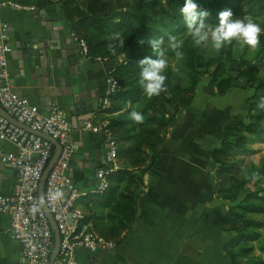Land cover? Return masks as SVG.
<instances>
[{
  "label": "crops",
  "instance_id": "obj_1",
  "mask_svg": "<svg viewBox=\"0 0 264 264\" xmlns=\"http://www.w3.org/2000/svg\"><path fill=\"white\" fill-rule=\"evenodd\" d=\"M79 1L86 11L102 14L145 0ZM21 4L1 9L11 45L10 81L44 114L55 105L64 109L77 146L69 172L80 194L91 191L97 184L96 171L104 163L106 140L102 132L84 129L83 124L87 119L101 121V100L111 93L109 72L126 51L104 59L84 56L61 0L44 5ZM237 91L245 104L244 91L233 86L220 95L232 93L230 96L237 98ZM202 98L207 100L208 96L197 90L189 106L171 119L158 159L144 173L137 211L123 239L111 250L79 252L80 264H231L241 259L222 249L233 234L219 227L229 200L214 191L216 179L209 156L221 142L224 123L241 115L228 116L231 111H227L212 122L205 121V111L200 109ZM18 150L16 142L0 139L3 193H12L17 175V168L5 156ZM11 226L12 215L0 212V264H27ZM254 254L259 255V251Z\"/></svg>",
  "mask_w": 264,
  "mask_h": 264
},
{
  "label": "trees",
  "instance_id": "obj_2",
  "mask_svg": "<svg viewBox=\"0 0 264 264\" xmlns=\"http://www.w3.org/2000/svg\"><path fill=\"white\" fill-rule=\"evenodd\" d=\"M24 4H48L55 0H16ZM234 3V7L244 14L264 18V0H222ZM201 11H207V24H218V13L205 0H195ZM185 0H145L131 7H115L112 10L93 14L86 11L79 0H61L65 14L70 19L73 31L87 43V54L101 59L114 57L124 51L125 56L109 74L118 88L109 93V104L98 110L101 120L116 139V157L120 167L106 173L105 189L91 190L75 199V204L84 212L83 220L90 222L98 233L118 244L131 226L138 205V195L144 187V173L159 156V146L170 125L171 119L187 108L195 96L199 80V67L213 65L210 80L223 94L232 85V77L225 74L226 63L221 57L207 56L202 47H195L188 36L181 39L184 53L180 59L182 76L173 77L166 72L167 91L149 99L139 84L141 67L139 61L145 57L156 58L150 45H140L138 40L149 39L148 35L168 38L185 30L179 9ZM115 33L125 38V47L117 48L112 55L107 45ZM147 36V37H144ZM260 92H253L246 98V104L253 110L248 120L233 116L222 127V139L210 152V161L215 176L214 191L217 196L229 200L226 212L219 220V227L232 230L233 234L223 244L222 249L237 259L231 264H264V240L258 246L262 253L254 255V244L261 236L264 219V163L249 171L244 170L242 158L237 155L249 151L246 147L249 136L245 132L258 130L264 118V109L258 107ZM257 101V102H256ZM137 104L136 107L134 105ZM171 107V110L169 109ZM136 110L141 112L144 123L137 124L126 116ZM252 181V185L247 183ZM245 190V191H244Z\"/></svg>",
  "mask_w": 264,
  "mask_h": 264
},
{
  "label": "built area",
  "instance_id": "obj_3",
  "mask_svg": "<svg viewBox=\"0 0 264 264\" xmlns=\"http://www.w3.org/2000/svg\"><path fill=\"white\" fill-rule=\"evenodd\" d=\"M23 5L14 0H0V139H8L19 145L17 152L10 151L5 158L17 168L12 193L0 189V212L12 215V234L22 246L27 264H50L55 249V228L41 203L40 187L44 170L56 152L52 138L61 145L60 153L51 167L45 185V202L60 232L59 251L54 264H80L79 252L85 250H111L115 243L96 232L89 222L83 220L84 212L75 204L80 188L69 172L76 144L71 136L69 118L59 105L44 114L41 107L14 88L10 81L7 24L1 21L3 6ZM80 51L87 54L86 40L73 31ZM110 91L118 88L113 76L108 77ZM109 101L101 100L104 106ZM84 129L102 132L106 140L104 163L96 171L97 184L93 190L101 191L107 186L106 173L120 167L116 157V139L107 120L97 123L87 119ZM63 198L51 199L55 192ZM39 209L36 211L34 209Z\"/></svg>",
  "mask_w": 264,
  "mask_h": 264
},
{
  "label": "rangeland",
  "instance_id": "obj_4",
  "mask_svg": "<svg viewBox=\"0 0 264 264\" xmlns=\"http://www.w3.org/2000/svg\"><path fill=\"white\" fill-rule=\"evenodd\" d=\"M205 1L209 5L214 6L219 11L224 10L225 8H230L234 13L235 18H251L253 21L258 23L262 29H264V18L250 14H244L234 7V3H226L222 0ZM186 30L187 29L185 27V30L177 35L178 39L181 40L188 36L191 40ZM151 37L157 36L148 35V38ZM260 40V46L256 50H251L247 46L241 47L236 42H233L232 45L225 46V48L218 53L212 50L210 47H202L207 56H218L225 61V74L230 75L233 80L231 87L233 86L235 90H243L245 99L249 96V94L253 92H260L261 97H259V99L257 100L258 103L261 101L262 98H264V34L261 35ZM165 42L167 43V39H165ZM166 55L169 61V67L167 69V72H170L171 76L173 77L182 76L183 66L180 59H178L175 56V53L172 52L170 49L167 50ZM212 68L213 65L201 66L199 67L198 73L199 80L196 92L198 90V94H205L208 96L207 100L205 98H202L200 100V109H203L205 111L204 120L212 122L218 119L219 117L227 114V111H234L232 114L230 112L228 116L237 113L238 115H241L245 120H248V115L253 112V110L250 109L248 104H243L242 98L240 96L241 92L237 91L240 92L238 95L239 97L237 98L231 97L230 95H232V93L228 95L226 94L227 96H221L217 92V87L214 82L210 80L209 74L211 73ZM204 101L205 103H203ZM136 106L137 104L134 105V107ZM169 109L171 110V107H169ZM129 114L130 112L126 113V116L129 117ZM224 118L226 117H223V119ZM257 128L258 130L255 132H245V134L249 136V141L246 144V147L249 148V151L245 152V154L237 155V158L243 159L244 170L246 172L254 167H260L261 164L264 163V118L259 122ZM252 181L253 180L248 182L247 185L251 186ZM261 185L264 187V179L261 181ZM251 216L255 218L264 219V216L260 214H252ZM260 230L262 232L260 238L252 242L255 247L258 246V244L262 240H264V228L262 227ZM258 251L259 250L257 247L254 248L253 254ZM259 254L262 253L259 251Z\"/></svg>",
  "mask_w": 264,
  "mask_h": 264
},
{
  "label": "clouds",
  "instance_id": "obj_5",
  "mask_svg": "<svg viewBox=\"0 0 264 264\" xmlns=\"http://www.w3.org/2000/svg\"><path fill=\"white\" fill-rule=\"evenodd\" d=\"M187 34L195 47L211 48L215 52H220L225 46L236 42L241 47L247 46L251 50H256L261 43L260 37L264 34V29L251 18H235L230 8H225L218 13V24L212 25L205 22L209 16L207 11H201L195 0H185L183 7L179 9ZM140 45L147 43L150 45L155 59L151 56L145 57L139 61L141 71L139 73V84L143 93L149 98L158 97L162 92L167 91L166 81L168 79L166 72L169 67L167 59V50L175 53L178 59H183L184 53L181 49L184 42L176 35L169 34L167 43L163 37H151L147 40H138ZM125 47V38L121 33H115L111 36L107 45L109 52L116 55L117 48ZM258 107L264 109V98L258 104ZM129 118L137 124L144 123V115L136 110H132ZM63 198V193L57 190L51 199L58 201ZM43 203V198H41ZM36 211L39 209H36Z\"/></svg>",
  "mask_w": 264,
  "mask_h": 264
},
{
  "label": "water",
  "instance_id": "obj_6",
  "mask_svg": "<svg viewBox=\"0 0 264 264\" xmlns=\"http://www.w3.org/2000/svg\"><path fill=\"white\" fill-rule=\"evenodd\" d=\"M33 63V62H32ZM0 111L2 113H6L4 110H2V108L0 107ZM52 141L54 142V144L56 145V152L55 154L53 155V157L51 158L49 164L47 165L46 169L44 170V173H43V176H42V181H41V187H40V197L43 198V207L45 208L46 212L48 213L51 221H52V224L55 228V235H56V241H55V249H54V252H53V255L51 257V262L50 264H54V260H55V257L59 251V244H60V232H59V229H58V226H57V223L53 217V214L49 211L47 205H46V202H45V185H46V179H47V176H48V173L51 169V167L53 166V163L55 162V160L57 159L59 153H60V150H61V145L60 143L58 142L57 139L55 138H52Z\"/></svg>",
  "mask_w": 264,
  "mask_h": 264
}]
</instances>
